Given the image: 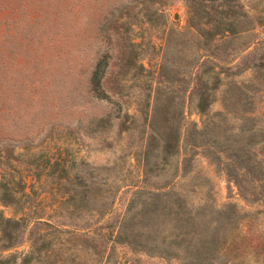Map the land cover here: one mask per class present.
<instances>
[{
    "label": "rangeland",
    "instance_id": "obj_1",
    "mask_svg": "<svg viewBox=\"0 0 264 264\" xmlns=\"http://www.w3.org/2000/svg\"><path fill=\"white\" fill-rule=\"evenodd\" d=\"M221 10H229L234 24L238 14L245 27L262 23L243 32L210 34L222 23L217 19ZM167 31L172 39H165ZM263 51L264 0H0V181L23 175L27 185L54 186L46 176L49 160L63 157L75 160L65 163L72 171L114 162L115 169L128 174L126 182L139 180L140 164L132 155L139 131L119 133L117 122L142 128L150 107L141 111L139 102L153 96L163 62L205 76L219 72L208 114L183 92L187 129L203 127L207 116L220 122L222 139L233 136L244 121L264 128V72L252 66ZM91 72H103L107 98L92 96ZM244 106L253 118L241 115ZM105 111L120 117L104 133L92 134L90 119ZM186 139L155 181L164 185L173 176L172 190L185 196L193 211L204 209L205 233L225 238L212 264H264V137L250 147L259 177L234 168L227 150L214 156L212 145L191 146ZM182 158L190 159L191 170L184 175L174 169ZM131 189V184L121 187L102 220L104 232L109 230L105 225L114 228L120 222ZM0 211L10 214L11 208L0 203ZM27 227L25 237L40 230L32 222ZM99 243L104 248L111 242L103 237ZM101 254L105 258L98 261L93 248H74L72 241L57 251L62 264H193L118 243Z\"/></svg>",
    "mask_w": 264,
    "mask_h": 264
},
{
    "label": "trees",
    "instance_id": "obj_2",
    "mask_svg": "<svg viewBox=\"0 0 264 264\" xmlns=\"http://www.w3.org/2000/svg\"><path fill=\"white\" fill-rule=\"evenodd\" d=\"M228 11L221 10L217 19L222 23L212 28L210 34H223L226 30L243 32L262 23L260 19L254 25L245 27L242 25L244 19L238 14L234 17L238 22L234 24L228 19ZM165 39H172V31L165 33ZM252 66L264 72V51L258 60L252 62ZM171 67L163 62L158 72L160 82L153 96L150 99L146 94V98L139 102L141 111L145 112V108L150 107V114L147 116L146 113L144 122L140 124L142 128L121 119L117 122L119 133H130L132 128L139 131L140 139L132 152L140 164L142 176L139 180L126 182L128 174L115 169L114 162H95L89 171L83 172L80 168L72 171L65 163L68 160L75 164V160L66 157L55 158L52 162L49 160L51 169L46 176L54 181V186L27 185L23 175L17 180L10 176L1 179L0 203L10 207L11 213L0 211V264H62L57 251L70 241L74 248H93L94 253L100 256L98 261L105 258L101 252H107L115 243L126 245L134 252L175 257L193 264H212L219 259L215 250L225 238L219 237L216 232L205 233L208 221L204 218V209L193 211L186 197L172 190L173 176L170 183L164 185L158 184L155 179L164 176L163 169L180 152L182 138H187L191 146L212 145L209 153L214 156L217 151L227 150L234 168H243L247 174L259 177L260 174L255 172L259 169V162L254 159L250 147L264 137V128L244 121L233 136L224 135L222 139L219 136L220 122L207 116L209 119L203 127L187 129L181 108L183 92L194 98L198 111L208 114L209 104L215 98V89L219 85V72L205 76L185 72L179 64L173 63ZM139 73L142 72H134ZM117 79L116 75L114 80ZM88 83L94 98L108 97L103 72H91ZM121 87L118 86L120 92ZM236 87L240 93L245 91L241 85ZM242 112L247 120L254 116L246 106ZM118 117L111 111L92 116L90 132L104 133ZM187 160L182 158L181 165L175 162L174 169H181V175L191 170L190 159ZM35 176L41 178L42 174L36 173ZM127 184H131L132 191L124 215L114 228L105 225L109 230L104 232L102 220L114 208L121 187ZM216 219H219L218 216ZM30 222L40 230L35 236L25 237ZM103 237L111 243L101 248L99 240ZM23 244L25 247L19 249L18 246Z\"/></svg>",
    "mask_w": 264,
    "mask_h": 264
}]
</instances>
